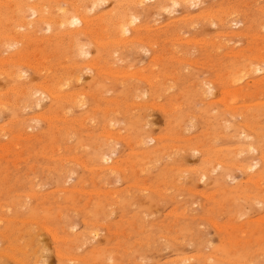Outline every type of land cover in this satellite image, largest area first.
<instances>
[{
    "label": "rangeland",
    "instance_id": "rangeland-1",
    "mask_svg": "<svg viewBox=\"0 0 264 264\" xmlns=\"http://www.w3.org/2000/svg\"><path fill=\"white\" fill-rule=\"evenodd\" d=\"M0 1V264H264V0Z\"/></svg>",
    "mask_w": 264,
    "mask_h": 264
},
{
    "label": "bare ground",
    "instance_id": "bare-ground-1",
    "mask_svg": "<svg viewBox=\"0 0 264 264\" xmlns=\"http://www.w3.org/2000/svg\"><path fill=\"white\" fill-rule=\"evenodd\" d=\"M9 0H7V1H4L5 3L6 2H8ZM11 1H13V0H10L9 2H11ZM56 1V0H55ZM99 1H102V0H92V2L93 3H95V2H99ZM123 1V0H122ZM122 1H120V2H122ZM125 1V0H124ZM131 1V0H130ZM139 5H141L142 3H144V2H146V1H148V0H135ZM150 1V0H149ZM168 1V0H167ZM171 1V0H170ZM180 1V0H179ZM181 1H183V0H181ZM193 1V0H192ZM197 1H199V0H197ZM3 2V3H4ZM9 2H8V4H9ZM103 2H105V1H103ZM120 2L119 3H117V4H120ZM188 2V1H187ZM186 2V5L187 4H189V3H187ZM190 2V1H189ZM0 3H1V1H0ZM123 3H125V2H122V4ZM127 3V2H126ZM170 3V2H169ZM174 3V2H173ZM184 4H185V0H184V2H183ZM192 3V2H191ZM190 3V4H191ZM195 3V2H194ZM7 4V5H8ZM34 4H36V3H34ZM38 4V3H37ZM103 4V3H102ZM116 4V5H117ZM129 4H131V3H129ZM167 4V3H166ZM171 4V3H170ZM4 5V4H3ZM95 5V4H94ZM93 5V7H95ZM98 5H99V3H98ZM121 5V4H120ZM136 5V4H135ZM174 6L175 5H178L177 3L176 4H173ZM11 6H16L17 8L16 9H21V4H20V2H18L17 0H15V2L14 3H12L11 4ZM25 6V5H24ZM33 6V5H32ZM83 6V5H82ZM100 6V5H99ZM98 6V7H99ZM150 6V5H149ZM153 6V5H152ZM162 6V5H161ZM167 7V9H168V7H169V5H166ZM10 7V6H9ZM62 7V6H61ZM158 7V6H157ZM165 7V6H164ZM96 8V7H95ZM162 8H163V6H162ZM170 8V7H169ZM34 10H36L35 8H33ZM76 9H77V7H76ZM165 9V8H164ZM159 10V9H158ZM157 10V11H158ZM30 11V10H29ZM89 12V11H88ZM91 12H92V8H91ZM168 12V11H167ZM32 13V12H31ZM35 13V12H34ZM118 14V13H117ZM153 14V13H152ZM157 15V14H156ZM156 15H155V17H156ZM215 16V15H214ZM154 17V18H155ZM8 18V17H7ZM6 18V19H7ZM17 18H18V22L20 23V25L22 24L24 27L26 26V22L24 21V19H22V17H20L19 15L17 16ZM30 18V17H29ZM117 18V19H116ZM195 18V17H194ZM35 19H37V18H35ZM45 19V18H44ZM43 19V20H44ZM113 19H114V16H113ZM115 19L117 20V23L115 24V26H116V28H117V31L119 32V34L120 35H127V34H129L130 32H131V30H132V27L131 26H133L134 24H136L137 22H139V17H132V16H128V15H126V14H121L120 15V13H119V15L116 17L115 16ZM183 19V18H182ZM8 20V19H7ZM40 20V19H39ZM49 20V19H48ZM54 20H55V18H54ZM61 20V19H60ZM87 20V18L85 19L84 17H82V18H73L72 19V21H70V25L71 24H87V23H89V22H92L93 20H92V18L90 19V21H88L89 20V18H88V22L86 21ZM92 20V21H91ZM149 20H151V19H149ZM176 20V19H175ZM210 20V19H209ZM45 21V20H44ZM51 21V20H50ZM49 21V22H50ZM63 21V20H62ZM65 22H66V20H64ZM68 21V20H67ZM65 22H63V24H65ZM109 23H110V21H108ZM2 23H3V21H0V26L2 25ZM16 24H17V22H16ZM63 24H61V25H63ZM68 24V23H67ZM91 24V23H90ZM114 24V23H113ZM213 24V23H212ZM19 25V24H18ZM84 25V26H85ZM98 25V24H97ZM111 25H112V23H111ZM71 26H73V25H71ZM149 26V25H148ZM162 26V25H161ZM48 27V29L49 30H51V26L49 25V26H47ZM100 27V26H99ZM134 27V26H133ZM137 28L138 27H140V24H139V26H138V23H137V26H136ZM136 27H134L135 29H136ZM133 28V29H134ZM150 28V27H149ZM192 28V27H191ZM45 29V28H44ZM147 29V28H146ZM264 29V28H263ZM68 30H70V29H68ZM67 30V31H68ZM72 30V29H71ZM43 31V30H42ZM66 31V32H67ZM76 31H80V30H76ZM83 31L84 32H86L87 30H84L83 29ZM94 31V30H93ZM133 31V30H132ZM136 31L138 32L139 30H137L136 29ZM60 32V31H59ZM66 32H64V33H66ZM100 32V31H99ZM134 32V31H133ZM16 33V32H15ZM68 33V32H67ZM72 33V32H71ZM76 33H78V32H76ZM88 33V32H87ZM13 34L14 33H12V38H13ZM61 34H63V33H61ZM10 35H11V32H10ZM27 35V34H26ZM26 35H23V36H25L26 37ZM38 35V34H37ZM100 35V34H99ZM2 36V35H1ZM6 36H9L8 34L6 35ZM21 36V35H20ZM22 36V37H23ZM35 36V35H34ZM39 36V35H38ZM92 36V35H91ZM104 36V35H103ZM125 36H124V38H125ZM130 36V35H129ZM17 37V36H16ZM29 37V36H28ZM56 37V36H55ZM62 37V36H61ZM11 38V39H12ZM58 38V37H57ZM120 38H122V40H123V37H120ZM127 38V37H126ZM126 38H125V40H126ZM6 39V38H5ZM8 39V38H7ZM9 39H10V37H9ZM22 39V38H21ZM48 39V38H47ZM73 39V38H72ZM71 39V40H72ZM100 39H102V38H100ZM15 40V37H14V39H13V41ZM96 40H97V38H96ZM140 40V39H139ZM118 41V40H117ZM133 41V40H132ZM132 41H131V43L130 44H132ZM196 41V40H195ZM96 42V41H95ZM114 42V41H113ZM99 43H101V41L99 42ZM115 43V42H114ZM117 43V42H116ZM128 43V42H127ZM201 43V42H200ZM11 44V43H10ZM129 44V43H128ZM124 45V44H123ZM84 47V46H83ZM104 47V46H103ZM101 48H102V46H101ZM154 48V47H153ZM175 48V47H174ZM83 50V49H82ZM79 52V51H78ZM84 52V51H83ZM87 52V51H86ZM87 54V53H86ZM112 55V54H111ZM262 55V54H261ZM4 58V57H3ZM43 58H46V57H43ZM5 59V58H4ZM36 59V58H35ZM40 59V58H39ZM10 60V59H9ZM37 60V59H36ZM42 61V60H41ZM99 61V60H98ZM0 62H2V64H3V62H5V60H3L2 59V61H1V59H0ZM38 62H39V60H38ZM45 62V61H44ZM95 62V61H94ZM97 62V61H96ZM94 63V64H97V63ZM10 63V62H9ZM19 63H21V62H19ZM25 63V62H24ZM1 64V65H2ZM111 64V63H110ZM37 65V64H36ZM44 65V64H43ZM84 65H86V64H84ZM91 66H92V64H90ZM94 66V65H93ZM95 66H97V65H95ZM94 66V67H95ZM1 68H2V66H0ZM111 67V66H110ZM46 69V68H45ZM121 69V68H120ZM109 70V69H108ZM127 70V69H126ZM251 70V69H250ZM1 71V70H0ZM81 71V70H80ZM243 71V70H242ZM1 72H3V71H1ZM138 72H140V70L138 71ZM248 73V72H247ZM251 73V72H250ZM243 73H241V75H242ZM12 75H13V73H12ZM19 75V74H18ZM113 75H115V74H113ZM10 76V75H9ZM116 76V75H115ZM119 76V75H118ZM73 78V77H72ZM251 78V77H250ZM20 79V78H19ZM68 79V78H67ZM157 79V78H156ZM234 79V78H233ZM242 79V78H241ZM71 80V79H70ZM78 80V79H77ZM235 81H237V80H235ZM241 80H239V82H240ZM79 82V81H78ZM51 83V82H50ZM231 84H233V81L231 80V82H230ZM237 83V82H236ZM66 85H67V83H66ZM39 86H41V85H39ZM51 86V85H50ZM54 87V86H53ZM57 87V86H56ZM61 87V86H60ZM65 87V86H64ZM67 87V86H66ZM202 87V86H201ZM204 87V86H203ZM42 88V87H41ZM51 88V87H50ZM24 89V88H23ZM44 89L46 90L47 89V87L45 88L44 87ZM52 89V88H51ZM55 89V88H54ZM59 89V88H58ZM209 89V88H208ZM238 90H241V89H238ZM15 91V90H14ZM21 91V90H20ZM28 91V90H27ZM51 91V90H50ZM53 91V90H52ZM58 91V90H57ZM207 91V90H206ZM61 92V91H60ZM212 92V91H211ZM52 93H54V92H52ZM58 93V92H57ZM30 94V93H29ZM212 94V93H211ZM50 96H51V94H49ZM71 95V94H70ZM75 95V94H74ZM235 95H237L236 93H235ZM49 96V97H50ZM53 97H54V99H55V95H52ZM34 97V96H33ZM57 97V96H56ZM52 98V97H51ZM70 98H72V97H70ZM75 98V97H74ZM2 99V98H1ZM81 99H83L82 97H81ZM227 99V98H226ZM63 100V99H62ZM39 101H41V100H39ZM69 101H71V100H69ZM73 101V100H72ZM74 101H78V100H74ZM73 101V102H74ZM38 102V101H37ZM3 103V102H2ZM5 103V102H4ZM67 103H69V102H67ZM80 103H81V101L78 103L79 105H80ZM261 103V102H260ZM12 104V103H11ZM229 104V103H228ZM8 105V104H7ZM38 105V104H37ZM243 105V104H242ZM39 106V105H38ZM235 106V105H234ZM1 107V106H0ZM40 107V106H39ZM153 107V106H152ZM2 108H4V107H2ZM108 109V108H107ZM228 109V108H227ZM6 129V128H5ZM4 129V130H5ZM3 130V131H4ZM1 131V130H0ZM108 137V136H107ZM258 137V136H257ZM148 141H150V140H148ZM3 147V146H2ZM2 147H0V148H2ZM17 147V146H16ZM110 149H112V148H110ZM244 149V148H243ZM261 149H263V148H261ZM262 152V151H261ZM264 152V151H263ZM1 156H3V155H1ZM103 160L106 162L107 161V158H106V156L103 158ZM218 163H220V162H218ZM108 167V166H107ZM254 167V166H253ZM250 168V167H249ZM250 178V177H249ZM91 194V193H90ZM98 194V193H97ZM249 196V195H248ZM2 219V218H1ZM75 228V227H74ZM47 229V228H46ZM48 231V230H47ZM50 231V230H49ZM91 233H93V232H91ZM51 234V233H50ZM91 235V234H90ZM62 255V254H61ZM42 257H43V255H41ZM40 256V257H41ZM62 257V256H61ZM60 258V257H59ZM38 260V259H37ZM34 261H36V260H34ZM45 262V261H44ZM47 264V263H46Z\"/></svg>",
    "mask_w": 264,
    "mask_h": 264
}]
</instances>
